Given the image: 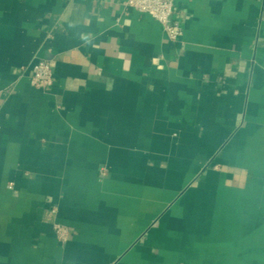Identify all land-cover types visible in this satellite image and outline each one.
<instances>
[{
  "label": "crops",
  "instance_id": "obj_1",
  "mask_svg": "<svg viewBox=\"0 0 264 264\" xmlns=\"http://www.w3.org/2000/svg\"><path fill=\"white\" fill-rule=\"evenodd\" d=\"M125 1L0 0V264H264V0Z\"/></svg>",
  "mask_w": 264,
  "mask_h": 264
},
{
  "label": "built area",
  "instance_id": "obj_2",
  "mask_svg": "<svg viewBox=\"0 0 264 264\" xmlns=\"http://www.w3.org/2000/svg\"><path fill=\"white\" fill-rule=\"evenodd\" d=\"M125 5L153 17L163 28L170 41H176L182 35V26L174 17L173 0H126ZM53 73L48 61L39 60L32 67L30 83L33 87L44 88L52 84ZM55 234L60 239H66L67 231L61 225H54Z\"/></svg>",
  "mask_w": 264,
  "mask_h": 264
}]
</instances>
